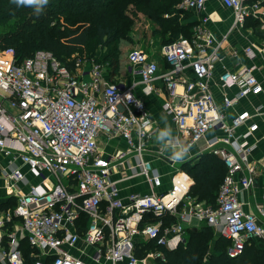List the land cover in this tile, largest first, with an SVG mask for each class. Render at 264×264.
<instances>
[{
  "label": "built area",
  "instance_id": "built-area-1",
  "mask_svg": "<svg viewBox=\"0 0 264 264\" xmlns=\"http://www.w3.org/2000/svg\"><path fill=\"white\" fill-rule=\"evenodd\" d=\"M218 1L233 10L231 31L249 18L264 17V0ZM207 2L181 0L179 7L200 13ZM208 24L209 17H200L190 38L151 54L130 51L127 62L139 80L129 85L116 76L110 80L108 64L87 56H73L72 70L47 50L23 60L13 49L0 50V177L9 192L16 190L13 208L0 212V264H27V250L32 264L164 262V250L185 242V223L193 219L229 241L230 258L241 256L250 239L264 238V209L248 213L240 201L254 182L250 156L256 145L249 140L258 126L250 123L252 116L229 119L226 112L260 95L263 86L255 67L225 71L218 77L220 87L237 92L224 95L223 107L218 105L214 68L229 32L218 40ZM244 53L256 58L251 47ZM162 93L161 110L188 147L225 165L215 206L188 198L192 178L181 169L160 191L163 177L146 159L155 122L145 98ZM243 125L247 130L239 134ZM210 132L219 134L208 137ZM101 138L121 139L126 148L103 156ZM137 177L147 181L150 192L122 197L120 183Z\"/></svg>",
  "mask_w": 264,
  "mask_h": 264
},
{
  "label": "trees",
  "instance_id": "trees-1",
  "mask_svg": "<svg viewBox=\"0 0 264 264\" xmlns=\"http://www.w3.org/2000/svg\"><path fill=\"white\" fill-rule=\"evenodd\" d=\"M3 1V14L1 20L9 25L0 34V50L13 49L18 60L31 56L37 50H47L69 69L74 68L73 56L94 58L95 60L108 64V76L112 80L125 66L122 62L120 51L115 45L113 28L97 25L94 33L90 23L87 21L82 26H77L73 21L77 12L66 0H47V4L37 6L17 7L11 0ZM87 8L80 13L77 19L82 20L84 16H92L105 9H110L117 2L133 4L144 11L145 15L155 21L159 29L168 31L172 36L185 32L184 37L190 38L195 23L187 22L180 25L172 19H165V14H171L181 0H86ZM256 1V0H250ZM39 14H37V13ZM76 12V13H75ZM191 14L193 12H190ZM120 22L123 19L119 20ZM173 42H167L165 45ZM107 48V49H106ZM97 49H104L98 53ZM124 65V66H123ZM200 161L185 162L181 170H185L192 178L193 184L189 194L192 198H200L202 201L215 206L217 191L226 174L223 162L212 154L205 153L199 156ZM15 203L0 202V210L13 208ZM169 221H174L170 219ZM187 232V231H186ZM212 229L206 227L200 232L189 233L188 244L210 248L213 243L212 254H208L209 264H264V248H257L254 241H247L243 254L237 258L227 255L229 241L212 239ZM214 234V233H213ZM185 241L187 239L185 238ZM227 241V244L224 243ZM185 243L179 245L174 251L164 250L166 260L157 261L156 264H198L202 248L191 246L188 253L180 252ZM187 248V247H186ZM184 248V249H186ZM143 249L137 250V256L143 257ZM27 264H32L33 259L29 257L27 250Z\"/></svg>",
  "mask_w": 264,
  "mask_h": 264
},
{
  "label": "crops",
  "instance_id": "crops-1",
  "mask_svg": "<svg viewBox=\"0 0 264 264\" xmlns=\"http://www.w3.org/2000/svg\"><path fill=\"white\" fill-rule=\"evenodd\" d=\"M192 21L196 24L200 17H209V28L213 31L218 40H221L224 35L228 32L227 40L223 44V47L218 50V57L214 68V80L212 82V90L215 96V99L220 107H223V96L228 95L230 97L234 96L237 92V89H223L218 83V77L221 73L225 71L237 72L246 67H255L254 75L261 82L263 86V92L258 96H250L248 98L242 99L234 107L227 109V114L229 119L237 116H252L250 118V123H255L258 126V129L253 132V136L250 138V143L255 144L256 148L250 156V164L255 169L254 172V182L249 190H243L240 194V201L245 212L257 214L260 209H264V17L261 19H248L245 22L243 27L234 28L231 31L233 25V10L224 7L218 0H208L207 8L205 11L196 13L193 12ZM223 14L225 16H223ZM247 47H251L254 50L256 58L250 59L245 53L244 50ZM161 69H165V63L160 61ZM188 74L191 75V71H188ZM127 79V82L124 83L123 77ZM116 79L119 82H122L125 85H129L135 81L139 80L138 75L135 73L133 68L128 64L126 57V65L116 76ZM137 92L141 94V90L138 89ZM164 98V93L162 94H153L145 98L147 107L149 108L152 117L155 122V127L157 133L153 134V139L150 143V152L146 155V159L152 162L154 167L158 169L161 173L164 181V186L160 191L166 190L171 181V176L174 173V170H180L181 165L187 161L191 160L188 158L191 153L201 156L199 154L197 147H188V142L185 138L181 137L177 131L176 125L171 117L165 115L161 110V104ZM261 106L262 110L256 113V108ZM248 125H243L238 129V133H244L247 130ZM171 129V137H168L172 147L163 145L160 146L163 150V155L157 156L152 150H157L158 140L157 136L159 132L165 128ZM218 132H210L208 137L218 135ZM179 141V145H173V142ZM187 143L188 154L184 157L183 160H173L172 152L173 148L176 146L182 147ZM126 144L121 139L116 140H107L106 138H101L99 141V151L103 156H109L114 154L119 149H125ZM205 154V153H204ZM210 154V153H208ZM193 158V157H191ZM1 162L6 164L7 159L2 158ZM20 164V162L18 161ZM25 172L27 169L23 168ZM119 177L118 173L113 175V178L117 179ZM193 184V181H192ZM6 182L0 177V202H10L15 203V192L16 190L8 191L6 188ZM5 187V188H4ZM19 187V186H18ZM120 195L122 197L127 196L129 193L140 192L148 193L150 192V187L147 181L143 177H137L133 179L126 180L121 182L119 185ZM26 189L23 188L24 192ZM218 195V194H217ZM196 201V199L194 198ZM200 203V202H197ZM206 205L204 203H200ZM186 207L185 204H182L180 211H183ZM5 210H0L3 212ZM186 234L200 232L205 229L207 226L203 222L197 220H192L189 223H185ZM213 231V230H212ZM213 233L218 237L222 238L218 233ZM224 239V238H222ZM254 241L257 248H264V238L263 239H250ZM249 240V241H250ZM186 242V241H185ZM184 242V243H185ZM82 247H85L83 243H79ZM148 264H156L150 262Z\"/></svg>",
  "mask_w": 264,
  "mask_h": 264
},
{
  "label": "rangeland",
  "instance_id": "rangeland-1",
  "mask_svg": "<svg viewBox=\"0 0 264 264\" xmlns=\"http://www.w3.org/2000/svg\"><path fill=\"white\" fill-rule=\"evenodd\" d=\"M67 5H70L72 9H74L77 12V16L74 18V22L77 26H82L83 23L86 21L90 23L92 32L94 33L95 28L97 25L102 24L104 27L110 26L113 28V36L115 37V42L112 44L115 45L121 53L122 57V62L125 63L126 65V57L127 54L130 51L133 50H144L151 54L154 52L156 49H159L165 43L167 42H176L181 39V37H184L185 32L182 34H179L177 36H172L168 31H164L159 29L158 25L150 19L148 16L145 15L144 11L139 9L138 7H135L133 4L127 3V2H117L111 6L110 9H105L103 11H100L98 13H94L92 16H84L82 20L77 19L80 17V13L84 12L86 10L87 6V1L86 0H66ZM2 3L3 1H0V34L2 31L9 25L8 22H3L1 20L2 14H3V9H2ZM175 11L171 14H165L164 17L165 19H172L171 21H175L177 23H181L180 25H185L187 22L192 21L193 19V14H191L188 11H185L179 7V4L175 7ZM76 13V12H75ZM223 16H225L223 14ZM123 19L122 22L119 20ZM107 49V48H106ZM104 49L100 50L97 49L98 53L103 52ZM123 65V66H124ZM124 83L127 82V79L125 76L123 77ZM157 129L155 127L154 133H157ZM158 149L157 150H152L155 154L157 153H162L163 155V150L160 149V146H163L161 142H158ZM182 147H187V143L185 145H182ZM188 148V147H187ZM195 154L191 153L188 158L191 160H187L185 162H198L201 159L199 158V155L194 157ZM193 157V158H191ZM184 162V163H185ZM185 170H182L184 172ZM186 172V171H185ZM219 191H217L216 194H218ZM192 194L188 193V198L189 199H194L192 198ZM196 203H204L208 205L206 201H202L200 198H195ZM167 222H171L168 221ZM189 234L185 236L187 239L186 243L189 240ZM212 239H218L221 240V238H218L215 234L212 233L211 235ZM224 242V241H223ZM224 243L227 244V241ZM187 246H184L180 252H186L188 253L189 248L191 246H194L196 248H202V252L200 253V262L198 264H209L207 261L208 254L213 253L212 248H213V243L211 244L210 248L204 249V246H197V244L190 245V244H185ZM187 247V248H186ZM186 248V249H184ZM211 260V259H210Z\"/></svg>",
  "mask_w": 264,
  "mask_h": 264
},
{
  "label": "clouds",
  "instance_id": "clouds-1",
  "mask_svg": "<svg viewBox=\"0 0 264 264\" xmlns=\"http://www.w3.org/2000/svg\"><path fill=\"white\" fill-rule=\"evenodd\" d=\"M11 2L14 3L17 7H21V6H33L34 7L37 5L45 6L47 4V0H11ZM168 137H171V129L166 127L165 129L159 132L157 136V140L158 142H161L162 144L166 146L172 147V144L170 143V140L168 139ZM187 154H188L187 147L176 146L175 148H173L171 158L173 160H183Z\"/></svg>",
  "mask_w": 264,
  "mask_h": 264
}]
</instances>
